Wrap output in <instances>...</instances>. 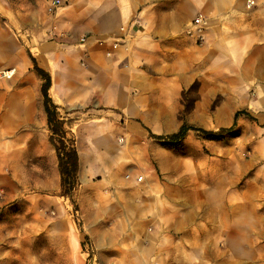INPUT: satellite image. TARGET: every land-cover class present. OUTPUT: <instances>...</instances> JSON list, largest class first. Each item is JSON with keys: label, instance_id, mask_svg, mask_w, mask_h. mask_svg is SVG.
Listing matches in <instances>:
<instances>
[{"label": "crops", "instance_id": "0c3cea01", "mask_svg": "<svg viewBox=\"0 0 264 264\" xmlns=\"http://www.w3.org/2000/svg\"><path fill=\"white\" fill-rule=\"evenodd\" d=\"M51 1L14 9L0 0V70H16L0 79V158L9 139L48 130L31 53L52 77L50 97L79 153L81 219L67 235L76 264H264V0H59L41 18ZM198 15L202 40L186 35ZM195 83L197 109L223 94L230 127L238 112L253 118L237 120L251 165L233 186L190 183L182 161L150 137L180 130L183 93Z\"/></svg>", "mask_w": 264, "mask_h": 264}, {"label": "rangeland", "instance_id": "374dc122", "mask_svg": "<svg viewBox=\"0 0 264 264\" xmlns=\"http://www.w3.org/2000/svg\"><path fill=\"white\" fill-rule=\"evenodd\" d=\"M7 1L14 9L30 3V0ZM46 6L48 7L47 3H44L39 7L38 14L41 18L47 17ZM39 51L37 48L33 52ZM199 87L200 84L195 83L189 91L183 93L184 107L178 116L179 120L183 125L208 128L210 131L230 128L229 111L223 107V94H217L207 109L196 108L201 98ZM60 116L67 118L65 114L60 113ZM64 120L69 131L71 124ZM251 124L246 126L249 131ZM233 134L212 141L196 132H190L183 142L176 144L154 139L153 137L158 135L152 133L150 137L161 149L182 161L183 172L189 177L190 183L210 181L216 186L229 187L235 184L237 171L241 172L243 166L251 165L252 141L237 142L235 133ZM48 135V130L34 136L25 133L22 140L16 138V143L9 139L6 149L1 150L0 264L77 262L78 256L74 251L75 238L71 236L68 243L67 235L72 231L69 222L76 218L81 219V196L77 191V215L71 200L64 195L56 153L53 147H46ZM121 138L119 139L122 140ZM95 196L94 189L87 196L86 208L89 211L95 207L92 200ZM77 224L80 231L85 230L83 221ZM92 241L86 239L83 244L90 259L95 255L92 251ZM107 254L109 257L113 255L111 251Z\"/></svg>", "mask_w": 264, "mask_h": 264}, {"label": "trees", "instance_id": "16d2710c", "mask_svg": "<svg viewBox=\"0 0 264 264\" xmlns=\"http://www.w3.org/2000/svg\"><path fill=\"white\" fill-rule=\"evenodd\" d=\"M33 63V70L37 73L42 81L41 95L43 98V106L47 115V127L49 131L48 142L53 147L57 159L61 176L62 189L64 195L71 200L75 213L79 212V206L75 197L79 189V171H80V158L76 146V140L72 136L71 131L67 130L66 121L61 118L58 107L54 104L50 97L49 91L52 86V77L49 72L42 69L37 63L36 59L29 53ZM241 115H247L252 120L253 118L246 112H238L234 118V124L230 128H222L218 131H206L202 128L191 127L184 124L180 130L168 136H154L162 142L176 144L183 142L190 132H196L204 138L212 141L223 139L225 135H234L236 137L237 120ZM235 131V132H234Z\"/></svg>", "mask_w": 264, "mask_h": 264}, {"label": "built area", "instance_id": "2783aa9c", "mask_svg": "<svg viewBox=\"0 0 264 264\" xmlns=\"http://www.w3.org/2000/svg\"><path fill=\"white\" fill-rule=\"evenodd\" d=\"M255 4L254 1H249L248 2V8L253 7ZM61 6V2L59 0H53L48 4V8H47V13L49 15H52L55 13V11L57 9H59ZM206 17L203 15H198L196 17V19L194 20V22L192 23L191 27L186 31V35L189 37H193V36H198V38L200 40H202V32H203V27L206 24ZM87 41V38H81L80 42L81 44H85ZM115 47H117V44L115 45ZM16 74V70L15 69H8V70H0V79H5V80H9L12 79ZM126 178L128 180H131V175L128 174L126 176ZM143 178L142 177H138L137 178V182H142Z\"/></svg>", "mask_w": 264, "mask_h": 264}]
</instances>
